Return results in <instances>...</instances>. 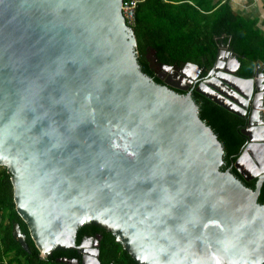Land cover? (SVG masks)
<instances>
[{
  "label": "water",
  "instance_id": "water-1",
  "mask_svg": "<svg viewBox=\"0 0 264 264\" xmlns=\"http://www.w3.org/2000/svg\"><path fill=\"white\" fill-rule=\"evenodd\" d=\"M120 6L121 0H0V165L36 251L45 257L56 248L78 249L79 260H56L88 264L91 256L100 264L97 239L89 250L74 243L77 227L93 223L135 264H264V170L250 171L264 122L250 120L254 105L245 117L236 109L245 100L218 93L210 80L216 75L249 98L241 89L248 85L249 92L250 79L221 70L204 83L190 74L154 82L139 69ZM220 58L218 50L212 70ZM145 59L154 72L162 67ZM190 84L247 118L240 128L247 143L232 162L239 175L199 119ZM254 177V185L244 182ZM11 234L28 251L17 223Z\"/></svg>",
  "mask_w": 264,
  "mask_h": 264
},
{
  "label": "trees",
  "instance_id": "trees-1",
  "mask_svg": "<svg viewBox=\"0 0 264 264\" xmlns=\"http://www.w3.org/2000/svg\"><path fill=\"white\" fill-rule=\"evenodd\" d=\"M254 23V19H245L233 11L230 0H137L130 28L136 42L139 69L161 84L147 65L145 51L153 50L159 64L177 67L190 62L203 69L212 64L219 38L237 54L238 73L248 75L253 60L260 59L264 64V33ZM190 96L197 106L199 119L215 134L222 156L229 163L245 140L238 128L240 118L194 91ZM247 183L253 185L252 181ZM260 187L264 188V182ZM13 223L24 234L28 251L13 238ZM97 235L100 264H135L108 230L93 223L77 227L74 243L77 245L83 236ZM61 256L78 259L74 249L56 248L45 257L39 256L25 223L14 209L10 174L0 165V264H66L56 260Z\"/></svg>",
  "mask_w": 264,
  "mask_h": 264
},
{
  "label": "flooded vegetation",
  "instance_id": "flooded-vegetation-1",
  "mask_svg": "<svg viewBox=\"0 0 264 264\" xmlns=\"http://www.w3.org/2000/svg\"><path fill=\"white\" fill-rule=\"evenodd\" d=\"M253 26L256 29H258L260 32H262L260 27L255 26V23H254ZM150 50H147V51L144 52V58H145V54L146 55L148 54L150 58H152V57L154 58L153 53H151ZM218 50H221L222 58H220V61H221L220 67L221 68L218 67V68H216V70H212L211 69V67L213 65V62H214V60H213L212 64L209 67L203 68V69L201 67H199L197 72L196 71H191L188 67L185 66V63L181 64V65H179L177 67L170 65L171 68L167 67V69L163 68L164 64H159V65H162V67H158L157 69H155L156 72H154V69H151V71L153 72L154 75H155V73L161 75V78H158V77L157 78L160 79L161 84H162V79H164V78L169 79V80L172 79V80L178 81L180 79L183 80V79L187 78V76H186L187 74L193 75V80L195 81V83H197L199 81L200 82L203 81V83H204L207 79L213 77L215 72L217 73V72H222L224 70L225 71L234 70L235 72H233V73L236 76L242 77V78H246V79L247 78L250 79V81H251L250 82V89H249V92H248V93H250L249 94V98H241L238 95H236L234 92H230L229 87H227L226 84L222 80L218 81L217 78H216L218 76H216V75H214V77L212 79H210V80H211V83H212V87H218L220 89H218V90H217V88H212V89H214L218 93H221V91H222V92H225L226 94L227 93L230 94L235 100L239 101L242 105L244 104V100H245V107L238 108L236 106L237 107L236 109H238L240 111L243 110V112H244L243 115L245 117L249 116L250 111L252 110V108L250 106L254 105V107L258 108V109H256L257 113H256L255 110H253L254 111V117H251L250 120L254 121L255 123H258V122L260 123V121L264 122V64H263V62L260 59L253 60L252 65H251V70H250L249 74L248 75H240L238 73V70L240 68V62L238 61L237 54L228 46V43L226 41L223 42V40L221 38H219V40L217 42L216 55H217ZM216 55H215L214 59H216ZM235 60L238 63L237 66H236V63H235L236 61ZM181 69L183 70V74H180V70ZM222 76L225 79L226 76H224V75H222ZM191 83H193V81ZM230 85H231V82H230ZM245 87H248V85H245ZM188 90H189L190 93H191V91H194L193 87H192V84H190L188 86ZM180 92H182V91H180ZM237 117L240 118V120H241V122L238 125L239 131H240V128H242L243 126L246 125V119L247 118L241 117V116H238V115H237ZM245 142H246V140H244V143L240 146L239 152L236 154L235 158L229 162V164L232 167H233L232 162L240 154V151L242 150V147L245 145ZM251 149H252V151H254V146H252ZM257 150L259 152L255 151V154H253V159L252 158L250 159L251 163H252V167H253L252 169L250 168L251 173L255 172L256 170H264V143H263V146H261L260 148H257ZM239 165L243 168V170H246V167L248 166V162H247V164H245L243 161H241L239 163ZM250 171L249 172L247 171L245 173L250 175L251 174ZM248 181H252V184L254 185V183L256 181V177L251 178ZM248 181H244V182L247 183ZM263 182H264V179L261 181L260 186L262 185ZM96 239H97L96 236H93V237L92 236H83L80 239L78 244H82V246L85 245L86 249L89 250L90 248L94 247V241ZM57 249H60V248H57ZM64 249H73V248H64ZM74 250H75V252H76V254L78 256L77 260H79V256H80L81 253H80V251H78V249H74ZM61 257H66V256H61ZM71 257H74V256H69V257H66V258H71ZM57 258H59V257H57Z\"/></svg>",
  "mask_w": 264,
  "mask_h": 264
},
{
  "label": "crops",
  "instance_id": "crops-1",
  "mask_svg": "<svg viewBox=\"0 0 264 264\" xmlns=\"http://www.w3.org/2000/svg\"><path fill=\"white\" fill-rule=\"evenodd\" d=\"M231 0V7L233 11L236 13L242 15L246 19H254L255 20V26L260 27L262 32L264 33V29L261 27L264 25V20L262 19L261 10L264 7H261L263 5L261 0H255L252 2V0ZM254 5L255 10H251L248 8L249 5ZM263 14V13H262Z\"/></svg>",
  "mask_w": 264,
  "mask_h": 264
},
{
  "label": "built area",
  "instance_id": "built-area-1",
  "mask_svg": "<svg viewBox=\"0 0 264 264\" xmlns=\"http://www.w3.org/2000/svg\"><path fill=\"white\" fill-rule=\"evenodd\" d=\"M136 1L137 0H121V15L128 26L133 22V9Z\"/></svg>",
  "mask_w": 264,
  "mask_h": 264
},
{
  "label": "bare ground",
  "instance_id": "bare-ground-1",
  "mask_svg": "<svg viewBox=\"0 0 264 264\" xmlns=\"http://www.w3.org/2000/svg\"><path fill=\"white\" fill-rule=\"evenodd\" d=\"M241 89V88H240ZM245 94H247L248 93V88L247 87H243V89H241ZM250 149L252 148V145L249 147ZM252 156V155H251ZM249 157H250V155H249ZM241 161H243L245 164H247V159L246 158H242V160ZM257 171V170H256ZM87 261H88V264H94L93 263V259H92V257L90 256V257H87V260H86V263H87Z\"/></svg>",
  "mask_w": 264,
  "mask_h": 264
},
{
  "label": "rangeland",
  "instance_id": "rangeland-1",
  "mask_svg": "<svg viewBox=\"0 0 264 264\" xmlns=\"http://www.w3.org/2000/svg\"><path fill=\"white\" fill-rule=\"evenodd\" d=\"M251 1V0H250ZM250 1H249V3H250ZM255 0H252V2H254ZM262 1V3H263V5H261V7H264V0H261ZM254 5L255 4H252V5H249L248 6V8L249 9H253V10H255V8H254ZM263 13V14H262ZM261 15H262V19L264 20V8H262V10H261V13H260ZM244 18V17H243ZM263 29H264V25L263 26H261Z\"/></svg>",
  "mask_w": 264,
  "mask_h": 264
}]
</instances>
